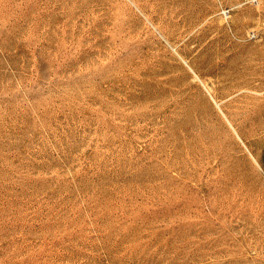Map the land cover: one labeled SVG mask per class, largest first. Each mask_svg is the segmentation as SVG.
<instances>
[{
    "label": "rangeland",
    "instance_id": "obj_1",
    "mask_svg": "<svg viewBox=\"0 0 264 264\" xmlns=\"http://www.w3.org/2000/svg\"><path fill=\"white\" fill-rule=\"evenodd\" d=\"M0 264H264V0H0Z\"/></svg>",
    "mask_w": 264,
    "mask_h": 264
}]
</instances>
